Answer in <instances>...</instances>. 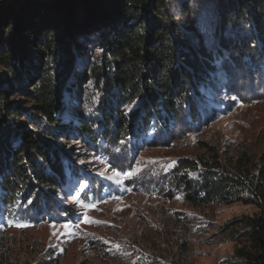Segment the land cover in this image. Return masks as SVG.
Listing matches in <instances>:
<instances>
[{
    "label": "rangeland",
    "instance_id": "374dc122",
    "mask_svg": "<svg viewBox=\"0 0 264 264\" xmlns=\"http://www.w3.org/2000/svg\"><path fill=\"white\" fill-rule=\"evenodd\" d=\"M9 1L0 0V7ZM182 1L168 0V12L177 22L189 17L214 57L193 104L181 105L166 128L155 117L144 122L143 99L121 105L132 135L111 141L99 122L102 93L94 82L64 92L62 129L49 140L61 163L59 189L40 192L45 198L22 194L15 204L4 203L0 190V264H243L235 257L242 245L228 229L257 209L192 204L173 175L183 162L196 165L200 158L228 168L257 162L264 151V54L248 23H220L217 1L186 0L193 9L188 16ZM220 38L233 46L249 42L258 62H233V48L225 49ZM93 120L100 136L79 141L77 129ZM36 128L34 123L30 129ZM197 167L180 173L198 181Z\"/></svg>",
    "mask_w": 264,
    "mask_h": 264
},
{
    "label": "trees",
    "instance_id": "16d2710c",
    "mask_svg": "<svg viewBox=\"0 0 264 264\" xmlns=\"http://www.w3.org/2000/svg\"><path fill=\"white\" fill-rule=\"evenodd\" d=\"M215 1L220 23L225 27L248 23L264 54V0ZM167 2L11 0L0 7V190L6 193L4 203L15 204L22 194L32 191L31 198L38 193L40 198L44 197L40 192L59 189L61 163L49 140L62 129L63 93L73 86L93 81L102 93L99 122H103L104 137L111 141L118 135L124 140L132 135V122L124 116V108L137 99L145 101L144 122L155 117L163 128L170 117L178 118L181 105L193 104L198 81L208 67L213 68V53L202 44L204 34L195 23L189 17L178 23L168 12ZM183 2L181 10L188 16L193 9L190 1ZM192 33L197 36L194 40ZM224 47L233 48L230 57L239 65L258 62V52L249 42L234 46L230 42ZM99 122L79 127L75 133L79 141L95 142L100 135L94 127ZM34 123L39 132L30 129ZM197 166L201 168L198 181L180 173L197 172ZM173 179L184 185L192 204L256 208L253 217L231 222L228 230L242 245L236 258L243 264H264V151L251 167L228 168L204 158L196 165L185 161Z\"/></svg>",
    "mask_w": 264,
    "mask_h": 264
},
{
    "label": "snow or ice",
    "instance_id": "6c2138e0",
    "mask_svg": "<svg viewBox=\"0 0 264 264\" xmlns=\"http://www.w3.org/2000/svg\"><path fill=\"white\" fill-rule=\"evenodd\" d=\"M91 222V221H90Z\"/></svg>",
    "mask_w": 264,
    "mask_h": 264
}]
</instances>
